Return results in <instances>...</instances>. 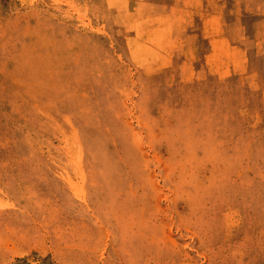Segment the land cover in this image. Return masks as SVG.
<instances>
[{"label":"rangeland","instance_id":"374dc122","mask_svg":"<svg viewBox=\"0 0 264 264\" xmlns=\"http://www.w3.org/2000/svg\"><path fill=\"white\" fill-rule=\"evenodd\" d=\"M0 264H264V0H0Z\"/></svg>","mask_w":264,"mask_h":264},{"label":"bare ground","instance_id":"6f19581e","mask_svg":"<svg viewBox=\"0 0 264 264\" xmlns=\"http://www.w3.org/2000/svg\"><path fill=\"white\" fill-rule=\"evenodd\" d=\"M59 148V147H58Z\"/></svg>","mask_w":264,"mask_h":264}]
</instances>
